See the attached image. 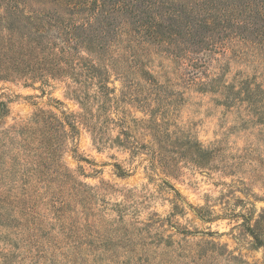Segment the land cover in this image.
I'll return each instance as SVG.
<instances>
[{"label":"rangeland","instance_id":"obj_1","mask_svg":"<svg viewBox=\"0 0 264 264\" xmlns=\"http://www.w3.org/2000/svg\"><path fill=\"white\" fill-rule=\"evenodd\" d=\"M98 12L0 3V264H264V0Z\"/></svg>","mask_w":264,"mask_h":264},{"label":"trees","instance_id":"obj_2","mask_svg":"<svg viewBox=\"0 0 264 264\" xmlns=\"http://www.w3.org/2000/svg\"><path fill=\"white\" fill-rule=\"evenodd\" d=\"M1 2L6 4L7 14L9 17L18 21V30L21 33H25V29L31 28L28 34L30 37L35 34V36L39 38L37 41L38 45L43 43L42 39L44 38L43 36L46 32L49 33L50 31H54L64 43L68 44L70 48L73 47L75 49H78L79 46H81L79 42V39L81 38V36H79L80 31H82V33L89 31L90 27H92L95 22L99 21V12L90 16H84L80 19V21H82L80 23L77 22L78 19L75 18L76 15L84 14L83 12L89 11L92 6L99 9L106 7V0H96L94 5L87 0H35L36 3L42 2L49 5L51 7L50 11L45 14L25 16L20 13V5L16 0H0V3ZM152 6L153 4L149 5V8L152 9ZM66 19L69 22H66ZM153 20L154 17L152 18L151 24L154 23ZM140 21L142 22V20ZM193 22H190V25H192ZM34 26H37L36 28L42 26L45 31H35ZM92 53H94V57H96V54L101 56L97 51H93ZM61 54L65 55L67 52L62 49ZM99 66V64L97 66H89L88 71L92 74L91 76L93 78L101 77L102 72L100 70L101 67Z\"/></svg>","mask_w":264,"mask_h":264}]
</instances>
